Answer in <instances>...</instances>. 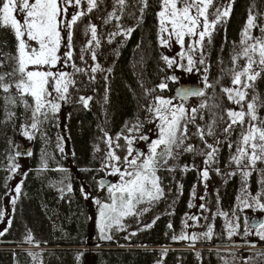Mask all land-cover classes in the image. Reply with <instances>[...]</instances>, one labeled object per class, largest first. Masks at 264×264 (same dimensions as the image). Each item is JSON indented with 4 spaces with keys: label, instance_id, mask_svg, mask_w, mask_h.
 <instances>
[{
    "label": "trees",
    "instance_id": "trees-1",
    "mask_svg": "<svg viewBox=\"0 0 264 264\" xmlns=\"http://www.w3.org/2000/svg\"><path fill=\"white\" fill-rule=\"evenodd\" d=\"M113 0H98V7L92 13L78 21L73 36L75 48L74 59L80 67L85 65L79 59V50L86 44L88 36L84 35L85 26L95 24L101 45L96 49L97 61L105 69L111 67V73L97 72L96 82H89V75L77 73L76 89H70L69 100L62 103L55 116L39 125V130L30 128L31 110H26L17 100L15 105L6 104L5 93L0 90V210L5 211V216L0 218V264H264V240L255 235V227L248 223L249 235H245L246 212L240 211L238 204L246 197L260 195L264 197V162L257 161L254 171L244 177L240 171L229 175L236 169V165L229 164V158L235 154L236 141L239 139L241 127L235 125V131L230 136H225L222 130L226 126L228 117L225 114L228 108L239 111L240 106L229 101L222 92V87H231L229 69L235 65L232 62L234 50L239 51L241 33L247 25L249 14L256 16L257 27L251 30L253 36H260V28H264V0H232L231 12L212 31L211 43L206 38L203 46L205 64L209 66L208 82L214 87L207 88L205 97H192L188 101L191 105H198L201 100H206L209 108L204 110V120L197 123L210 122L211 112L223 116L224 122L217 120L216 135L224 141L220 144L218 164L211 165V169L219 168L220 172L209 171V178L205 182L200 178V172L191 168L195 163L197 168L204 167V157L195 152H182L177 162L175 172L161 171L164 197L154 203L150 209L140 217L129 216L122 223L125 230L118 231L115 227L111 230L112 240L101 238L100 229L97 227L95 216L91 213L96 205L95 199L106 197V189L100 191L97 182L106 178V170L101 171L102 161L107 151L106 144L101 139L104 128L110 135H115L131 125L137 118L144 122L143 132L150 134L153 124L148 123L147 105L155 95L169 97L174 95L178 85L169 82V89L160 92L157 90L152 95H146L145 90L155 88L164 81L166 76L175 72L176 66L167 68L161 55H167L158 41V16L160 0H147L148 6L143 11L140 19L139 0H127L130 7L125 10L124 16L119 21L125 28L139 26L131 33L130 38L118 35L108 43V33L115 31L117 21L112 20L105 24L107 13L112 11ZM229 0H214L213 7L209 8V19L213 18L215 8L226 5ZM129 12L135 16L130 17ZM17 41L12 30L0 28V74L11 72L15 61ZM168 56V55H167ZM170 57V56H169ZM88 65L94 62L89 55H85ZM243 59L238 61L243 65ZM200 71L188 73L195 80L199 88H203V69L205 65L197 64ZM255 67V66H254ZM64 71L73 69L64 65ZM107 75L108 100H104L105 81ZM253 88L248 89V99L258 94L259 100L264 101V72L256 79ZM143 85V87H142ZM15 95V90H13ZM93 99L85 108L78 100L79 96H89ZM219 108H211L213 103ZM29 103L32 100L29 98ZM246 110V107H245ZM9 113L14 115L9 116ZM258 115L264 117V107L258 108ZM247 121V117H246ZM29 127H25V126ZM28 131L32 139L23 137ZM195 128L189 125L191 139L187 143L194 144L197 150L204 149V144L192 135ZM63 147V152L57 147L58 138ZM209 143H214L212 137H206ZM228 140L233 146L228 147ZM28 144L31 156H17L22 153L24 145ZM123 146L124 141L120 140ZM137 145L147 146L143 141L136 140ZM96 146L100 151H96ZM117 154L123 156L122 149H117ZM145 151V149H143ZM43 153V155H42ZM15 157V163L20 165L15 173H10L9 168ZM47 160L48 168H42L43 160ZM171 164L172 161H169ZM183 165H189L188 171H182ZM76 170H73L72 167ZM63 168L67 171H60ZM23 174V175H22ZM26 176V179H25ZM23 180L22 193L15 206L6 193L14 195V187ZM64 184L71 183L72 191L66 189L63 194L59 189ZM180 185H183L182 189ZM91 193L85 199L81 192ZM195 190V196L192 192ZM203 197V199H201ZM192 204V207H189ZM204 204L209 211L202 210ZM141 206V205H140ZM258 211V210H256ZM233 212L239 217V227L229 239V225L235 226ZM96 214V213H95ZM227 214V215H225ZM99 215V210L97 216ZM201 217L193 221L189 217ZM159 217V219H155ZM207 217V220L204 219ZM155 222L153 223V221ZM10 222V224H9ZM151 224L146 228L145 225ZM172 228L169 229L168 225ZM212 226V238L200 237L196 241H173L174 235L179 236L193 233L199 236L206 231L207 226ZM131 233H136L131 235ZM31 234L34 242H26V237ZM127 237V239H126ZM110 245L114 248L87 249L80 247L93 245ZM257 245L258 249L250 248L241 251L223 250H174L157 251L137 247L144 246H175V245H205V246H233ZM26 246L40 248L29 249ZM16 247L17 249H13ZM52 247V248H41ZM135 247V248H124Z\"/></svg>",
    "mask_w": 264,
    "mask_h": 264
},
{
    "label": "snow or ice",
    "instance_id": "snow-or-ice-1",
    "mask_svg": "<svg viewBox=\"0 0 264 264\" xmlns=\"http://www.w3.org/2000/svg\"><path fill=\"white\" fill-rule=\"evenodd\" d=\"M214 0H160V10L158 16V41L160 46L169 47L173 41L185 48V41L188 38L189 45L186 51H181L178 57H169L161 55L160 59L164 61L167 68L173 66L180 67L184 71L191 73L194 68L200 71L197 64L205 65L203 69V88L188 87L180 84V77L176 74L166 76L164 81L156 85L155 88L145 90L146 95L159 90L163 92L169 89V82L179 85L174 91V95L165 97L155 95L152 101L147 105L148 123L154 125L156 138L153 139L149 134L143 132L144 122L137 118L136 122L128 125L119 133L110 135L107 130L101 128L103 133L101 139L106 144L107 151L105 159L102 161L101 171L110 169L108 175H116L119 183H109L106 185L103 179L97 182L100 191H107V197L101 199L98 196L95 203L99 209V229L101 238L112 240L110 234L115 227L117 230H125L122 223L129 216H141L148 211L154 203H158L164 197V187L162 186V177L159 173L163 171L175 172L177 162L182 152H195L197 155L203 156L202 169L197 168L195 163L191 168L200 172V178L205 182L209 178V171L220 172L217 167L211 169V165L218 164V153L220 151L221 141L216 135L217 120L224 122L223 116H217L216 112H211L210 122L207 124L197 123L204 120V110L209 108L206 100H201L198 105L188 103L192 97H205L206 89L214 87L208 82V68L205 64L203 55L204 41L207 38L211 43L212 31L227 18L231 12L232 0L229 3L215 8L213 18L209 19V8L213 7ZM140 19L143 18V11L147 8V0H139ZM98 7V0H0V28H8L13 31L17 41L16 52L13 57L15 64L11 72L0 74V90L6 95L4 97L6 104L15 105L19 100L26 110H31L32 130L38 131L39 125L46 121L50 115L55 116L61 108L62 103L69 100L70 89H76L77 73L90 74L89 82H96V73H111V67L105 69L97 61L96 49L101 45V38L97 34V26L89 24L85 26L84 35L88 36L86 44L79 50V59L85 65L80 67L74 59L75 48L73 46V36L75 26L82 17L89 15ZM130 7L127 0H113L112 11L107 13L104 23L107 24L112 20L117 21L115 31L108 33V43L113 42V38L121 35L130 38L135 27L139 26V22L133 27L125 28L119 23L124 16L125 10ZM70 8L72 11H70ZM130 17H134V12H129ZM257 17L251 13L247 19V25L241 33L240 50H233L232 62L235 65L229 69L231 75V87H222V92L229 101L239 105V111L232 108L226 110L228 121L222 132L225 136L235 131L234 126L239 125L241 132L239 139L235 142V154L229 158V164H235L236 169L229 173L235 175L236 171H240L244 177L251 174L255 170L257 161L264 162V117L258 115V108L264 107V101L259 100L258 94H254L248 99V89L254 87V83L261 73L264 72V28H260V36H253L251 30L257 27L255 21ZM62 43L68 49L63 56L58 55ZM89 55L94 62L88 65L85 55ZM243 59L245 63L241 66L238 61ZM63 64L70 66L73 71L67 72L57 69V65ZM255 66V67H254ZM105 83L104 100H108V76H103ZM143 87V85H142ZM15 90V95H13ZM29 98L32 103H29ZM93 99L89 96H79V102L88 108L89 102ZM220 105L213 103L211 108H219ZM246 107V110H245ZM14 113H9V116ZM247 117V121H246ZM189 125L195 128V135L204 149L197 150L196 146L187 143L191 139L189 134ZM26 128L29 126H25ZM24 136L32 139L33 136L26 130ZM206 137H212L214 143H209ZM63 137L58 138L57 147L63 152V147L59 141ZM120 140L124 141V145L120 144ZM136 140L143 141L147 146L146 151L134 148ZM229 149L233 143L228 140ZM117 149H122L124 155H118ZM95 150L100 151L96 146ZM24 153L17 152L16 155ZM26 155L31 156L30 151ZM43 155V153H42ZM13 163L9 168L10 173H15L20 165L16 164L15 157L10 158ZM169 161H172L170 164ZM42 168L47 169V160H43ZM60 171L67 169L60 168ZM189 165H183L182 171H188ZM23 175V174H22ZM26 179V176H25ZM24 181L21 180L13 189L14 195L6 193L11 198L13 206L16 205L18 197L22 193ZM59 191L63 194L65 189L72 191L71 183L64 184ZM183 185H180L182 189ZM85 199H88L91 193H85L81 189ZM195 196V190L192 192ZM203 199V197H201ZM140 205H145L141 208ZM189 204V207H192ZM238 209L259 210L264 213V197L257 195L254 197H246L240 200ZM200 208L209 211L204 204ZM5 211L0 210V218L5 216ZM227 215V214H225ZM201 217L192 216L189 219L199 221ZM155 219H159L156 217ZM207 220V217H204ZM233 220L235 226L229 225L228 236L231 238L233 232L239 227V217L233 212ZM155 220L153 221V223ZM249 217H245V235H249L248 231ZM255 227V235L264 240V219L252 221ZM10 224V222H9ZM151 224L145 225L146 228ZM171 229L172 225L169 224ZM136 233H131L135 235ZM4 232L0 231V236ZM200 237L211 239L212 226L209 225L206 231L188 235L183 231L179 236L174 235L173 241L189 240L196 241ZM127 239V237H126ZM26 242L33 243V237L29 234ZM254 246V245H252Z\"/></svg>",
    "mask_w": 264,
    "mask_h": 264
},
{
    "label": "rangeland",
    "instance_id": "rangeland-1",
    "mask_svg": "<svg viewBox=\"0 0 264 264\" xmlns=\"http://www.w3.org/2000/svg\"><path fill=\"white\" fill-rule=\"evenodd\" d=\"M70 11H72V9L70 8ZM189 45V41L188 38H186L185 41V48H181L179 44L175 43V41H173L171 43V45L169 47H162L163 51L170 57H178V54L181 51H186L187 47ZM68 51V49L64 46V44L62 43L61 48L58 52V55L63 56V54ZM64 65L63 64H59L57 65L56 69H53L54 71L57 69H63ZM174 74L178 75L180 77V84L184 85V86H188V87H194V88H199L197 82L195 80H193V78H191L188 75V72L184 71L183 69H181L180 67L176 66L175 72ZM179 86V85H178ZM150 137L155 139L156 138V132L154 130V125L150 131ZM26 137V136H23ZM136 147H138L140 150L143 151V149H145V151L147 150V148L144 145H137ZM28 144L24 145V148L22 149V154L21 156L25 155V152L28 151ZM73 170H76V168L73 166L72 167ZM111 171L110 169H106V175L103 180L105 181L106 185L109 183L115 184V183H119V178L116 175H108V172ZM88 193V192H87ZM107 194V191H106ZM108 195V194H107ZM107 195L105 197H107ZM141 208L145 207V205H141ZM98 205L96 204L95 206H93V210H92V214L95 216V219L97 221V227L99 228V215L97 216V212H98ZM96 213V214H95ZM136 217H140V216H136ZM246 217H249V223L253 225L252 221L254 220H259V219H264V213H261L259 210L258 211H247L246 212ZM126 219V218H125ZM124 219V220H125ZM123 220V221H124ZM120 231V230H118ZM254 244H249V245H233V246H220V247H216V246H205V245H169V246H144V247H137V248H143V249H149V250H157V251H165V252H170V251H174V250H185V251H189V250H207V249H216V250H223V251H241V250H253V249H258L257 245ZM0 248H5V247H1ZM24 248H29V249H37L40 247L37 246H26ZM41 248H52V247H41ZM84 250H87L89 248L91 249H95V250H99V249H108V248H114V246H110V245H101V244H97V245H93V246H86V247H80ZM124 248H135V247H124ZM261 248H264V246H261ZM13 249H17L16 247H13Z\"/></svg>",
    "mask_w": 264,
    "mask_h": 264
}]
</instances>
